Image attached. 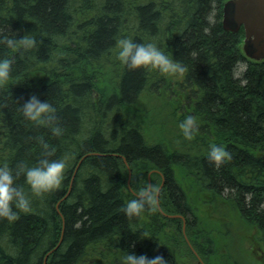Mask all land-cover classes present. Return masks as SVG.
Masks as SVG:
<instances>
[{"label":"trees","instance_id":"1","mask_svg":"<svg viewBox=\"0 0 264 264\" xmlns=\"http://www.w3.org/2000/svg\"><path fill=\"white\" fill-rule=\"evenodd\" d=\"M226 1L0 0V56L14 57L0 84V163L34 164L46 151L37 137L50 159L70 157L57 190L0 218V264H123L129 251L189 264L191 248L205 264H264V60L245 56L243 28L224 30ZM26 33L37 47L12 52L6 40ZM124 36L155 42L185 72L127 68ZM32 94L53 105L49 125L23 117ZM189 114L191 139L179 128ZM212 143L231 153L220 167ZM149 174L157 189L165 180L157 209L129 218L121 206ZM235 237L241 261L225 255Z\"/></svg>","mask_w":264,"mask_h":264},{"label":"clouds","instance_id":"2","mask_svg":"<svg viewBox=\"0 0 264 264\" xmlns=\"http://www.w3.org/2000/svg\"><path fill=\"white\" fill-rule=\"evenodd\" d=\"M6 45L12 52H25L37 47V39L31 33L16 38H8ZM118 49L116 55L120 62L127 68L156 69L167 75H182L185 72L184 65L172 58L162 50L155 42H138L131 37L124 36L117 40ZM14 57L0 56V84L7 82L12 75ZM23 117L38 126H47L54 119L55 109L48 100H41L38 95L32 94L21 107ZM179 128L183 136L191 139L197 132L196 119L193 115H186L180 122ZM59 133V128H54ZM43 144L45 152L34 164L18 161L15 167L8 162L0 163V218L8 221L16 220L21 212H28L32 207V197H43L57 190L64 180L69 155L59 158H49L53 153L47 151L48 145L43 137H37ZM208 159L216 167H220L231 159V153L223 144L212 143L208 149ZM23 175L24 185L17 184L18 177ZM158 204V189L155 185L145 184L137 198H132L121 206L129 217L139 216L146 208L155 211ZM144 237H148L146 234ZM123 264H168V260L162 254L149 257L147 254L127 252L122 256Z\"/></svg>","mask_w":264,"mask_h":264},{"label":"water","instance_id":"3","mask_svg":"<svg viewBox=\"0 0 264 264\" xmlns=\"http://www.w3.org/2000/svg\"><path fill=\"white\" fill-rule=\"evenodd\" d=\"M222 19H223L222 25L225 31L231 33H238L241 28L244 29L245 38L243 41V51L245 56L250 60L263 61L264 60V0H227L223 6ZM88 155L84 156L80 160L79 165L81 164L83 159ZM150 175L151 174H149L148 176L149 183H150ZM130 178H131V172L129 174L128 182L130 181ZM161 188L162 186H160V188L158 189V195ZM166 216L170 218H175V217L183 218L181 215L166 214ZM183 232L185 234L184 219H183ZM194 253L198 258L199 263L205 264L204 261L200 258L199 254L196 251H194Z\"/></svg>","mask_w":264,"mask_h":264},{"label":"rangeland","instance_id":"4","mask_svg":"<svg viewBox=\"0 0 264 264\" xmlns=\"http://www.w3.org/2000/svg\"><path fill=\"white\" fill-rule=\"evenodd\" d=\"M244 68V67H243ZM155 113V112H154ZM155 118L156 119H161L162 118V116H160V115H155ZM164 118V117H163ZM88 155V154H87ZM86 156V155H85ZM84 157V156H83ZM79 165V164H78ZM77 165V167H76V169H75V171H74V178H75V175L77 174V171H78V168H79V166ZM165 181V180H164ZM163 185H164V183H163ZM163 185H162V187H163ZM161 186V185H160ZM158 199H159V197H158ZM159 201V200H158ZM185 220V219H184ZM185 230H186V222H185ZM184 233V232H183ZM184 238H185V240H187V243L189 244V242H188V238H187V236H186V231H185V234H184ZM231 240V241H230ZM228 239L227 240V244H228V252L225 254L226 256H228V255H234V257L236 256V258H238L240 261L241 260H243L244 259V257L241 255V252H240V247H239V242H236V240H237V238L235 237L234 239ZM190 246V245H189ZM190 248H191V246H190ZM192 249V248H191ZM196 250V249H195ZM230 250H231V252H230ZM233 251V252H232ZM195 254V253H194ZM200 256V255H199ZM195 257H196V255H195ZM200 258H202L201 256H200ZM186 261H188L189 260V264H200L199 263V261H198V258L196 257L195 259H185ZM202 260H203V258H202ZM204 261V260H203ZM245 261H247V259L245 258ZM204 263H205V261H204Z\"/></svg>","mask_w":264,"mask_h":264},{"label":"bare ground","instance_id":"5","mask_svg":"<svg viewBox=\"0 0 264 264\" xmlns=\"http://www.w3.org/2000/svg\"><path fill=\"white\" fill-rule=\"evenodd\" d=\"M223 20V19H222ZM243 67V66H242ZM95 73V72H94ZM167 106V105H166ZM157 110V109H156ZM73 179H74V176H73ZM129 179V178H128ZM130 180H131V178H130ZM127 183H129L130 184V181L129 182H127ZM163 183H164V179H163V181H162V184H161V186L163 185ZM131 187V186H130ZM70 191V190H69ZM187 201V200H186ZM159 202V201H158ZM171 202V201H170ZM182 202V201H181ZM232 202V201H231ZM228 203H230V202H228ZM187 204V203H186ZM233 204V203H232ZM231 204V205H232ZM58 207V206H57ZM227 208V207H226ZM157 209V208H156ZM162 209V208H161ZM236 209V208H235ZM169 211V210H168ZM225 212V211H224ZM227 212V211H226ZM193 213V212H192ZM236 213V212H235ZM181 214V213H180ZM227 214V213H226ZM225 214V215H226ZM224 215V216H225ZM162 216V215H161ZM183 216V215H182ZM221 216V215H220ZM63 217V216H62ZM184 217V216H183ZM162 219V218H161ZM158 221V220H157ZM169 222V221H168ZM231 222V221H230ZM194 223V222H193ZM197 224H199V223H197ZM171 226V225H170ZM199 227H201V226H199ZM192 228V227H191ZM202 228V227H201ZM203 231H204V229H203ZM206 231V230H205ZM209 233V232H208ZM260 238V237H259ZM174 239V238H173ZM257 240V239H256ZM259 240V239H258ZM188 242H189V240H188ZM169 244V243H168ZM189 245H191V243L189 242ZM228 245V244H227ZM216 249V248H215ZM192 250L193 251H196L194 248H192ZM217 250V249H216ZM230 252H231V250H230ZM233 252V251H232ZM159 253V252H158ZM15 255V254H14ZM13 255V256H14ZM154 256V255H153ZM210 258V257H209ZM48 259V258H47ZM202 259V258H201ZM210 260V259H209ZM232 261V260H231ZM211 262V261H210ZM221 262V261H220ZM228 262V261H227ZM215 263H216V261H215ZM232 263V262H231ZM238 263V262H237ZM219 264V263H218ZM224 264V263H223Z\"/></svg>","mask_w":264,"mask_h":264}]
</instances>
